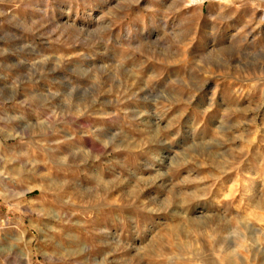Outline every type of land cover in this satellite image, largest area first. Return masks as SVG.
I'll list each match as a JSON object with an SVG mask.
<instances>
[{"label":"rangeland","instance_id":"1","mask_svg":"<svg viewBox=\"0 0 264 264\" xmlns=\"http://www.w3.org/2000/svg\"><path fill=\"white\" fill-rule=\"evenodd\" d=\"M0 264H264V0H0Z\"/></svg>","mask_w":264,"mask_h":264}]
</instances>
